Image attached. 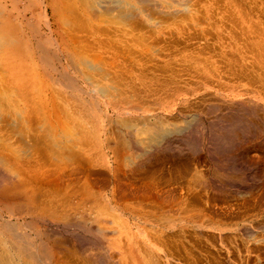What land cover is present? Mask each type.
<instances>
[{
	"label": "bare ground",
	"instance_id": "bare-ground-1",
	"mask_svg": "<svg viewBox=\"0 0 264 264\" xmlns=\"http://www.w3.org/2000/svg\"><path fill=\"white\" fill-rule=\"evenodd\" d=\"M48 1L46 18L56 19V2ZM190 1L84 6L97 18L123 22L157 11L196 25L203 14L196 17ZM246 15L241 21L249 24ZM65 16L59 20L75 23ZM252 25L234 34L245 38L220 43L221 51L207 57L205 47L192 48L180 60V68L209 78H95V70L107 73L97 65L88 74L94 78H56L67 72L69 47L57 41L55 59L38 41L48 78H0V264H180L169 247L179 237L222 240L233 229L263 239L249 226L254 219L237 211L248 201L264 207V153L247 147L264 140V32ZM231 68L236 78H228ZM256 72L259 78H249Z\"/></svg>",
	"mask_w": 264,
	"mask_h": 264
},
{
	"label": "rangeland",
	"instance_id": "rangeland-1",
	"mask_svg": "<svg viewBox=\"0 0 264 264\" xmlns=\"http://www.w3.org/2000/svg\"><path fill=\"white\" fill-rule=\"evenodd\" d=\"M57 1L55 0L56 3H54V6L56 4L58 11L56 19L50 18V14H47V16H49L47 20L44 10H46L45 8H46V4L49 2L48 0H0V64L2 65V66L0 65L1 68L0 78L1 77L2 78H48L45 75L41 74L42 70L40 69H42L43 67L45 68H49V67H47L44 62V58L41 55L42 52H39V48L37 47V42L38 41L42 42L44 46L50 47L49 55L51 58L56 59V55L53 53L52 49L53 47L57 46V41L61 39L62 41L63 40L65 41L72 55H71L70 63L69 65H67L68 67L67 72L60 73V75L56 78H84V77L94 78V77H90V75L93 74L94 73L93 71L96 68L98 69L99 66H101L99 69L107 68L105 70L101 69L102 71H105L107 73L104 72L105 74H103L102 72L101 74V71L98 70L97 72V70H95V73L100 72V75L99 74H96L97 76H95V74L93 75L95 76V78H100V77L105 78V75L106 78H112V77L114 78L117 77L118 78H155V77L156 78H206V77L209 78L210 76L209 77L201 76L200 74H198V72L193 73V70H190L189 68L185 69L186 67L183 64H181L182 62L180 60H182L184 55L186 56L188 54H191V52H193V49L194 51L195 49L196 51H198L202 47L203 48L205 47L201 52L204 53L207 57L210 56L211 54H214V51L218 52V50L220 49L222 50L223 45L221 44L225 43L224 40L226 42L227 41L229 42L231 41L230 40L231 37L232 38L237 37L238 40L245 38V36L247 35L239 38V36L237 35L235 36L234 34L239 33V31L241 32L242 28L243 30L246 28L245 31H248V26H250V24L252 25L254 22L255 25H252V27L258 25L259 26L255 28L253 27V30L255 29L256 31L262 30L264 32V0H191L190 1L191 5L192 6L196 5L193 7L194 9L193 12L195 16L197 17L199 14H203V15L205 14L204 16L202 15V17L204 18H202L201 15L197 17L198 18L197 24L199 26L197 24L192 25L188 22H185L183 24L182 22L176 23V21H172V20L169 21L171 18L170 19H168L167 17L165 18L164 13L159 14L160 12L157 13V11H153L155 14H151L150 17L153 15L151 18L138 16L136 18L135 17L129 18L128 20L124 19L127 21L126 23L124 22V20L123 22L121 21V19L123 18L120 19L117 18L116 16L115 19V17L113 18L112 15H111L112 17L110 16L111 18L109 17V15H107L109 21L111 20L110 23L109 21L104 20L107 18L106 16L105 18L104 16L100 15L102 17L101 18L99 16L101 18L100 19L97 18L98 16L93 17V16H89L88 14H85L84 0H74V1L57 0ZM68 1L69 2L73 1L70 2V4H73L74 6L67 4L69 3ZM74 2L77 4V6L74 4ZM62 3H65L67 6H65V4ZM61 4L62 7L63 6L66 7L63 8L64 10L63 9L59 10L58 7H61ZM67 8H69L70 10L69 9L66 10ZM60 11L64 12V13L61 12L62 15L67 13L68 14L66 16L65 15L62 16L60 14ZM81 12H82V16L79 15L81 14ZM243 12L245 13V15L247 14L246 16L249 18L248 21H250L249 24L248 22L241 21L242 20L241 15L244 14ZM71 14L72 15L74 14V16L76 17H73ZM231 15L232 17L236 16L237 18L236 17L234 18L237 20L232 21L233 19L232 20L230 19ZM64 16L66 19L68 18V20L74 19L76 24L83 21L81 24L82 25L85 24V27L83 26L84 29L81 28L82 26L80 24L79 26H81L80 27L81 29H79V27H77V25L71 20H70L71 22L70 24H66L67 21L65 19L64 20L66 22L59 20L60 17H64ZM70 16H72L73 18L72 17L70 18ZM199 17L201 18V20L203 19V21H200ZM81 18L82 20H80ZM86 18L89 19L87 20ZM112 18L115 19V21L117 22L120 21L119 24L117 22H114ZM238 18L239 19L241 18L240 22ZM48 21L50 23H53L52 25L53 27L51 29H49L48 27V23H47ZM56 22L58 25L56 24ZM115 23L117 25H115ZM72 24H74V26H72ZM203 29L206 31V32L204 31L205 33L203 32ZM141 35L143 37L146 36L148 38H143L144 39L143 41L142 37H139ZM225 37L229 39H224ZM135 38L138 44L136 41L134 43ZM71 44L73 45L70 46ZM142 44L146 46L144 47ZM148 46H151L150 47L151 50L150 48L148 49ZM159 50H161L160 53H157V51ZM77 51H78L77 55H79V53L82 55L85 54L88 56L85 57L87 60L90 61L94 59L95 60L93 62H88L85 58H83L85 55L84 56L80 55L81 59L83 58V61L86 60L87 62V63L86 62L83 63V61L79 59L80 57L76 55ZM178 53L181 54L178 55ZM75 55L79 58L77 59ZM150 56H154V57L152 58ZM175 59L177 60V62H175L176 61ZM217 59H219V61H222V59L218 57L212 58L213 61ZM79 61H81L82 63L80 64ZM76 62L78 64H75ZM85 63L88 65H90L91 63L92 64V66L90 65L91 68H89V66L83 65ZM70 64L75 66L77 65L76 69L74 70L75 66L73 67ZM180 64L185 68L184 67L180 68L181 66ZM222 64H223L222 62H218L216 64L219 67V71L223 70L220 67ZM96 65L98 67H96ZM49 66H50V70H54L52 64ZM93 66H95L96 68L94 69ZM222 66H224V64ZM88 68L90 69V71ZM4 69L5 71H3ZM227 69L230 68L227 67ZM80 70L82 72L84 70L85 72L84 73L80 72L79 75L77 73H79L78 71ZM171 70L172 71L174 70L173 73L171 72ZM234 70H237V67H235ZM234 70H232L231 68V71L228 72L229 73L228 78H236V76L232 75ZM237 72H238L237 78H246V75L241 76L239 71ZM2 73L4 74V76ZM70 74L72 75V77ZM82 74L84 75V77ZM108 74L109 75L111 74L110 77L108 76ZM259 74L260 72L252 73L251 77L249 78H259L260 77ZM262 137L264 138V135H262ZM249 142L253 143L252 140H249ZM247 147L249 150H253V153L254 151L256 152L258 150L264 153V140L261 141L260 143H256L253 145L250 144ZM168 165H169L168 167L175 168L177 166V162ZM259 203L262 205V202L260 201L258 203L252 201L245 202L244 203L245 205L243 204L244 206H241V208L237 211H240V213L244 215L245 218H248V216H250L249 221L250 219H254L252 221L253 224L250 223V225L249 224L246 225L253 226L252 228L255 229V232L257 230V232L255 233V239L256 237L263 239L261 240L250 239L248 237L243 236L239 231L229 229L230 230L229 233H226L222 240H219L217 236L213 234L207 235L206 240H198L194 236H193L194 238L192 236L191 237L188 236L186 238L179 237V239L176 237L178 239L177 241L181 243H177L176 240L173 241L174 243L173 242L169 243L170 250L176 251V252L173 251L176 254H174L173 252L172 253L174 254L175 257L177 256V258L181 259L180 264L181 262L184 264H264V234H263L264 231L261 230L260 228L264 226V213L260 214V212L261 213L264 212V207L260 206ZM257 207H260L261 210H259V208ZM246 223H248V221ZM182 260H184L185 262Z\"/></svg>",
	"mask_w": 264,
	"mask_h": 264
}]
</instances>
